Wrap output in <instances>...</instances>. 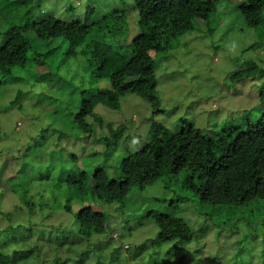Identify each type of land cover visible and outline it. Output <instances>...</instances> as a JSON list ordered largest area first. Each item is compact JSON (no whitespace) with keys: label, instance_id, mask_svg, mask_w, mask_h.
<instances>
[{"label":"rangeland","instance_id":"374dc122","mask_svg":"<svg viewBox=\"0 0 264 264\" xmlns=\"http://www.w3.org/2000/svg\"><path fill=\"white\" fill-rule=\"evenodd\" d=\"M44 1L46 13L64 22L83 20L89 7L93 10L91 20L124 11L125 45L138 32L137 14L131 10L134 0ZM241 1L217 0L209 19L213 29L210 34L205 32V23L196 22L193 32L172 39L171 52L152 55L162 113L153 114L150 104L132 94L119 98L118 110L95 107V113L105 122L125 126L123 136L127 139L121 138L116 145L106 143V128L94 125V133L85 135L72 122L82 91L90 94L110 88L103 63L79 55L65 62L57 74L43 77L41 74L54 71L31 64L30 77V69H14L5 79L0 88V209L11 212L17 197L10 191L19 182L33 192L46 190L45 196L54 195L52 204L58 206L54 210H49L48 205L41 211L36 208L31 217L26 214L28 211L20 212L11 233L0 224V252L11 255L15 251H34L27 258L10 256L15 261L12 264H53L56 257L57 264H264L263 222L251 226L241 220L233 228L215 226L197 214L196 202L187 200L188 194H176L174 187L169 188L162 179L142 190L133 189L123 201L109 205L92 194L93 170L101 167L108 177L118 176L120 172L113 173L125 156L148 141L153 122L162 124L169 133L178 132L183 123L190 122L203 134L213 136L224 127L254 122L261 116L264 25L245 24L238 10ZM6 25L1 15L0 46ZM62 47L63 44L55 53L59 54ZM125 52L130 55V48ZM252 64L257 71L238 82L231 80L233 74ZM18 91L21 99L10 105ZM88 122L92 123V119ZM74 164L89 176L84 205L106 217L105 233L88 242L76 235L73 215L82 206L77 199L70 200L72 214L56 211L65 204L67 196L63 188L57 192L52 184L58 174L70 176ZM16 169L24 175L23 179H11ZM41 176L46 178L40 179ZM148 211L173 214L190 223L195 231L191 240L182 245L156 240L158 228L146 216ZM3 221L13 220L9 216ZM115 234L118 237L112 238Z\"/></svg>","mask_w":264,"mask_h":264},{"label":"trees","instance_id":"16d2710c","mask_svg":"<svg viewBox=\"0 0 264 264\" xmlns=\"http://www.w3.org/2000/svg\"><path fill=\"white\" fill-rule=\"evenodd\" d=\"M216 1L134 0L131 10L137 14L138 32L125 45L124 11L116 10L91 20L93 10L89 7L83 20L64 22L46 13L44 0H0V16L7 22L2 31L4 42L0 46V88L14 69H30L32 64L33 67L44 65L54 71L41 74L44 77L57 74L72 57L80 55L96 59L98 64L103 63L110 88L90 94L82 91L79 109L73 114L72 122L85 135L94 133V125L106 128V143L116 145L124 137L125 126L115 127L113 123L105 122L95 113V107L101 105L118 110L119 98L132 94L150 104L153 114L162 113L152 55L171 52L172 39L193 32L196 22L205 23V32L210 34L213 29L209 19ZM263 8L264 0H243L238 4L239 13L248 27L264 25ZM62 44V51L56 54ZM127 47L131 50L130 55L123 53ZM255 71L257 67L249 65L233 74L231 80L238 82ZM32 73L31 69L27 72L29 77ZM21 96L18 91L10 105H16ZM90 118L92 123L88 122ZM242 124L224 127L217 134L208 136L190 122L183 123L176 133H169L162 124L153 122L148 141L125 156L118 171L113 173L120 172L118 176L108 177L101 167L93 170L92 194L109 205L123 201L133 189L142 190L162 179L166 186L174 187L176 194L178 191L188 194L186 199L196 202L197 214L215 226L233 228L241 220L251 226L260 221L264 224V112L256 121L248 120ZM74 166L69 170L70 176L58 174L52 184L57 192L63 188L67 196L65 204L56 211L72 214L70 200L77 199L82 206L73 215L76 235L88 242L93 236L105 233L106 217L84 205L89 176L82 167ZM18 176L23 179L21 176L24 175L16 169L11 179ZM22 184L17 183L10 191L17 197L11 212L0 209V224L5 225L7 233L13 231L20 212L28 211L26 214L31 217L36 208L41 211L45 205L49 210L58 207L56 203L52 204L54 195L50 197L48 193L45 196L44 189L33 192ZM1 193L6 194L2 190ZM157 200L164 202V199ZM9 216L12 222L3 221ZM146 216L151 217L158 228L156 240L177 241L182 245L188 243L195 232L190 223L173 214L148 211ZM197 230L196 235L200 232ZM33 252V249L15 251L11 255L0 252V264L15 263L10 256L27 258ZM57 260L58 257L53 258L52 263L57 264Z\"/></svg>","mask_w":264,"mask_h":264},{"label":"built area","instance_id":"2783aa9c","mask_svg":"<svg viewBox=\"0 0 264 264\" xmlns=\"http://www.w3.org/2000/svg\"><path fill=\"white\" fill-rule=\"evenodd\" d=\"M126 247V246H125Z\"/></svg>","mask_w":264,"mask_h":264}]
</instances>
